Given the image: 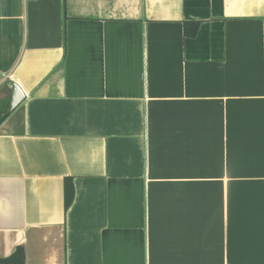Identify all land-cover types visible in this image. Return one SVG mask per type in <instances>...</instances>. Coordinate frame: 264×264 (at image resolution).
<instances>
[{
    "label": "crops",
    "instance_id": "obj_1",
    "mask_svg": "<svg viewBox=\"0 0 264 264\" xmlns=\"http://www.w3.org/2000/svg\"><path fill=\"white\" fill-rule=\"evenodd\" d=\"M6 113L0 260L264 264V0H0Z\"/></svg>",
    "mask_w": 264,
    "mask_h": 264
},
{
    "label": "trees",
    "instance_id": "obj_2",
    "mask_svg": "<svg viewBox=\"0 0 264 264\" xmlns=\"http://www.w3.org/2000/svg\"><path fill=\"white\" fill-rule=\"evenodd\" d=\"M198 26H199L198 22L195 21L186 22L184 24V35L186 37H194L197 33ZM6 115L7 113L2 117H0V123ZM64 195H65V207L67 208L73 199V186L68 181L65 183ZM22 261H23V249L21 247H18L15 253L11 257H8L6 259H1L0 264H21Z\"/></svg>",
    "mask_w": 264,
    "mask_h": 264
},
{
    "label": "water",
    "instance_id": "obj_3",
    "mask_svg": "<svg viewBox=\"0 0 264 264\" xmlns=\"http://www.w3.org/2000/svg\"><path fill=\"white\" fill-rule=\"evenodd\" d=\"M25 95L18 84L13 86V94L10 102V109L13 110L17 107L24 99Z\"/></svg>",
    "mask_w": 264,
    "mask_h": 264
}]
</instances>
